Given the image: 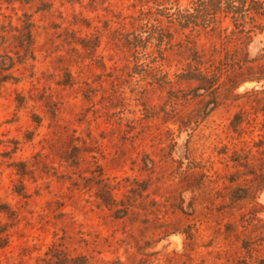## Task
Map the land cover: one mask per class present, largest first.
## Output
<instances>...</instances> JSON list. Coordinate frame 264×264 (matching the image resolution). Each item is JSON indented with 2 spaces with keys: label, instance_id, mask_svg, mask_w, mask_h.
<instances>
[{
  "label": "rangeland",
  "instance_id": "rangeland-1",
  "mask_svg": "<svg viewBox=\"0 0 264 264\" xmlns=\"http://www.w3.org/2000/svg\"><path fill=\"white\" fill-rule=\"evenodd\" d=\"M187 13L0 0V264H264V30Z\"/></svg>",
  "mask_w": 264,
  "mask_h": 264
},
{
  "label": "trees",
  "instance_id": "trees-1",
  "mask_svg": "<svg viewBox=\"0 0 264 264\" xmlns=\"http://www.w3.org/2000/svg\"><path fill=\"white\" fill-rule=\"evenodd\" d=\"M192 4L193 13L178 15L177 19L181 29L190 27L192 28L191 30L195 28L206 30L209 28L211 32H216L217 38H225L229 41L237 34L246 35L250 33L252 28L264 30V26L257 23V21L264 20V0H192ZM224 19L229 20L232 26V29L229 31L227 27L220 28L218 26ZM245 20H248L251 25L249 30H244ZM25 28L29 29V26L27 25ZM227 31L228 33H226ZM23 37L26 38L27 41H30V32L27 31ZM165 37L171 38V35L169 34L166 36L157 33L155 38ZM148 38L154 37L149 36ZM6 59L8 62L0 63V69L7 70L11 68V59L9 57H6ZM229 61L232 62L233 66H237L240 69H242V66H245L246 70L249 71V77H253V72L256 69H262V66H253L252 63L254 61L248 60V54L246 53L241 58H233ZM227 66H231V64H226V67ZM200 79L203 80L202 77H200ZM212 85L213 84H211V86Z\"/></svg>",
  "mask_w": 264,
  "mask_h": 264
}]
</instances>
